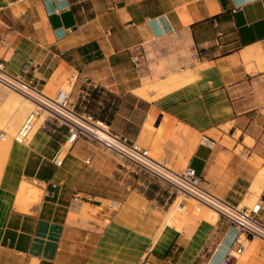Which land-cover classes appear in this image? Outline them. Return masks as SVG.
Returning a JSON list of instances; mask_svg holds the SVG:
<instances>
[{
  "label": "crops",
  "instance_id": "obj_1",
  "mask_svg": "<svg viewBox=\"0 0 264 264\" xmlns=\"http://www.w3.org/2000/svg\"><path fill=\"white\" fill-rule=\"evenodd\" d=\"M0 57L264 218V0H0ZM0 134V264H219L240 244L234 264H264L262 239L54 119Z\"/></svg>",
  "mask_w": 264,
  "mask_h": 264
},
{
  "label": "built area",
  "instance_id": "obj_2",
  "mask_svg": "<svg viewBox=\"0 0 264 264\" xmlns=\"http://www.w3.org/2000/svg\"><path fill=\"white\" fill-rule=\"evenodd\" d=\"M0 83L30 99L35 106L19 125L14 135L16 141H26L36 119L45 112L48 118L67 126L70 141L85 137L111 150L151 177L165 181L177 192L193 197L210 207L219 217L233 225L239 234L264 241V218L256 215L257 206L249 208L239 205L212 192L203 185L201 177L190 165L182 169H173L165 161L154 157L147 148H142L113 131L106 123L96 120L91 114L76 110L68 100L66 90L60 88L54 95L48 94L41 85L9 71L2 57ZM55 162L60 163L61 159L55 158ZM243 250L242 244L230 248L219 264H234V260Z\"/></svg>",
  "mask_w": 264,
  "mask_h": 264
},
{
  "label": "rangeland",
  "instance_id": "obj_3",
  "mask_svg": "<svg viewBox=\"0 0 264 264\" xmlns=\"http://www.w3.org/2000/svg\"><path fill=\"white\" fill-rule=\"evenodd\" d=\"M156 79V78H155ZM64 90L66 88H63ZM0 92L7 96L8 94H10V96L8 97V101L10 102V100H17L18 103H20L22 106H23V112H15L11 109V107H9L6 103H2L0 105V111H1V114L4 115V117H2L0 119V127L4 128L7 132V134L9 136H12L14 137L19 125L21 124V122L23 121V119L25 118V116L35 107L31 102H29L28 100H26L25 98H23L22 96H20L19 94L13 92V91H10L8 90L7 88L5 87H2L0 86ZM11 103V102H10ZM14 107H17L15 106L13 103H11ZM21 106V107H22ZM44 117H47L46 113L45 112H42V114L40 115L39 118L36 119V122H35V125L30 133V135L32 134V132L35 130V128L38 126V124L41 122V120L44 118ZM10 140V137H5L4 136V141H9ZM150 153L156 157L151 151ZM157 158V157H156ZM204 185V184H203ZM176 195H178L177 197V200H176V203H178L180 200L182 201H191L192 203L194 204H199L201 206H203L202 203L200 202H196L194 199H192L191 197L187 196V195H184L182 193H179L177 191H175ZM175 203V205H176ZM240 205H243V203H239ZM174 205V206H175ZM173 206V207H174ZM247 206L249 208L253 207L252 206V203H247ZM172 207V205H171ZM170 207V209H171ZM205 207V206H204ZM207 210L211 211L210 209H208L207 207H205ZM169 209V210H170ZM177 213V211H176ZM179 214L176 215V217H178ZM168 216H166L167 218ZM165 218V219H166Z\"/></svg>",
  "mask_w": 264,
  "mask_h": 264
},
{
  "label": "bare ground",
  "instance_id": "obj_4",
  "mask_svg": "<svg viewBox=\"0 0 264 264\" xmlns=\"http://www.w3.org/2000/svg\"><path fill=\"white\" fill-rule=\"evenodd\" d=\"M0 86L5 87V88H7L10 91H13V92L19 94L20 96H22L23 98H25L26 100H28L29 102H31L34 105V103L30 99L24 97L23 95H21L20 93L14 91L12 89H10L6 85H3V84L0 83ZM2 140H4V136H3ZM262 177L264 178V172H263V176ZM256 190L259 192V186H257ZM19 191L20 192L18 193V200H20V202H22L21 203L22 206H24V204H25L24 202H36L38 197H39V192L33 186H31L30 184L25 183V182L21 184V187H20ZM191 198L194 199L196 202L198 201L197 199H195L193 197H191ZM203 206H205L208 209H210L211 211H213L218 217V213L216 211H214L213 209H211L210 207H208V206H206L204 204H203Z\"/></svg>",
  "mask_w": 264,
  "mask_h": 264
}]
</instances>
